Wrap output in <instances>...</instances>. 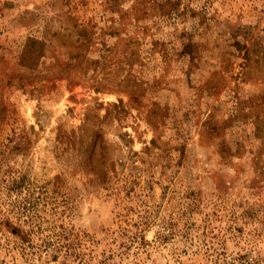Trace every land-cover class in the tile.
<instances>
[{
    "label": "rangeland",
    "instance_id": "rangeland-1",
    "mask_svg": "<svg viewBox=\"0 0 264 264\" xmlns=\"http://www.w3.org/2000/svg\"><path fill=\"white\" fill-rule=\"evenodd\" d=\"M1 264H264V0H0Z\"/></svg>",
    "mask_w": 264,
    "mask_h": 264
},
{
    "label": "built area",
    "instance_id": "built-area-1",
    "mask_svg": "<svg viewBox=\"0 0 264 264\" xmlns=\"http://www.w3.org/2000/svg\"><path fill=\"white\" fill-rule=\"evenodd\" d=\"M1 264V263H0Z\"/></svg>",
    "mask_w": 264,
    "mask_h": 264
}]
</instances>
